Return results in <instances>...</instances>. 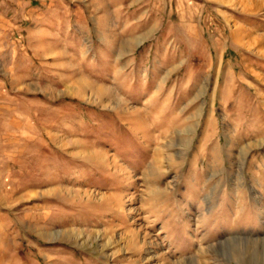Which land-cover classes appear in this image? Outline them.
<instances>
[{"label":"rangeland","instance_id":"obj_1","mask_svg":"<svg viewBox=\"0 0 264 264\" xmlns=\"http://www.w3.org/2000/svg\"><path fill=\"white\" fill-rule=\"evenodd\" d=\"M20 1L0 264H264V0Z\"/></svg>","mask_w":264,"mask_h":264},{"label":"crops","instance_id":"obj_2","mask_svg":"<svg viewBox=\"0 0 264 264\" xmlns=\"http://www.w3.org/2000/svg\"><path fill=\"white\" fill-rule=\"evenodd\" d=\"M47 2V0H39L40 5H44L43 2ZM74 1V0H71ZM75 1H81L82 3H95L101 0H75ZM2 3V4H1ZM25 3V2H24ZM23 2L20 0H0V19H2L0 23V28L2 29L0 31V51L4 50H16L18 49L21 44L22 40L16 36H20V32L22 31V26L18 23H13L12 21H9V31H5V22L6 19H17L19 21V17L21 15L22 9L26 8L25 5H22ZM26 4V3H25ZM30 6V5H29ZM92 7L94 5L92 4ZM88 8H91L90 6ZM24 11V10H23ZM33 8L30 7L29 12H33ZM100 11V10H99ZM93 16V15H92ZM18 34V35H17Z\"/></svg>","mask_w":264,"mask_h":264}]
</instances>
